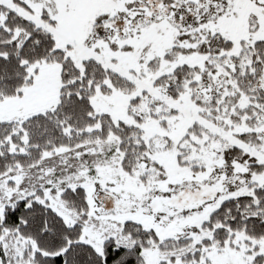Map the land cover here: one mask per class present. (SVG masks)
<instances>
[{
  "label": "snow or ice",
  "instance_id": "6c2138e0",
  "mask_svg": "<svg viewBox=\"0 0 264 264\" xmlns=\"http://www.w3.org/2000/svg\"><path fill=\"white\" fill-rule=\"evenodd\" d=\"M0 264H264V0H0Z\"/></svg>",
  "mask_w": 264,
  "mask_h": 264
}]
</instances>
